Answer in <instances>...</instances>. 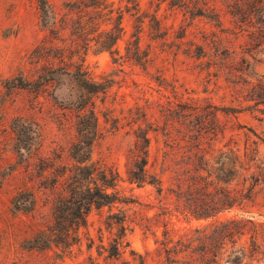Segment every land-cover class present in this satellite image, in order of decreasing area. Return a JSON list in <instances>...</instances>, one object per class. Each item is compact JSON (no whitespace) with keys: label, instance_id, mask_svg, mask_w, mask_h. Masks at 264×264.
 I'll list each match as a JSON object with an SVG mask.
<instances>
[{"label":"rangeland","instance_id":"1","mask_svg":"<svg viewBox=\"0 0 264 264\" xmlns=\"http://www.w3.org/2000/svg\"><path fill=\"white\" fill-rule=\"evenodd\" d=\"M47 1L49 11L44 14L40 0H0V264H129L99 254L101 233L109 246L116 230H107L108 207L94 208L88 225L70 237L67 224L58 226L56 220V203L69 196L68 179L76 164L72 145L78 140L77 105L84 97L73 72L82 66L98 80H115L107 95L94 96L95 108L88 105L99 118L92 158L113 165L126 179L141 111L154 126H163L168 117L162 111L168 106L184 103L202 111L212 105L216 119L198 115L193 124L206 118L218 125L217 135L207 132L203 138V146L213 154L235 141L243 144V132H261L264 112L248 109L244 80L249 77L241 69L250 62L249 70L264 77V49L222 33L213 47L203 33L219 32L214 23L196 18L189 24L191 19L167 2L138 0L144 17L141 57L147 64L138 63L128 57L141 24L134 10H128L130 0H106L108 8L100 12L90 6L93 0ZM119 10L124 13V33L112 53L98 41L108 39L106 31L117 25ZM154 15L166 36L157 37ZM222 17L224 27H233L228 16ZM198 45H205L206 56H195ZM107 113L118 118V125L106 120ZM175 125V133L184 130L181 123ZM150 137L151 159L161 160L169 149L166 137L162 129L151 131ZM163 179L162 194L153 185L136 188L144 205L125 206L131 222L124 259L133 264L139 255L157 264L166 225L179 237L209 224L186 217L175 195L177 180L169 173ZM132 186L126 180L120 189L129 195ZM142 214L148 217L143 220L147 227L139 224Z\"/></svg>","mask_w":264,"mask_h":264},{"label":"trees","instance_id":"2","mask_svg":"<svg viewBox=\"0 0 264 264\" xmlns=\"http://www.w3.org/2000/svg\"><path fill=\"white\" fill-rule=\"evenodd\" d=\"M162 2H167L172 9L180 10L185 19H191L189 24H193L196 18H205L219 27V32L203 33L204 40H210L206 42L208 45L212 44L214 47L215 41L220 37L219 33H222L246 38L251 47L264 49V0ZM130 3L128 10H134L133 14L137 15L141 24L128 47V57L147 64V60H142L143 50L140 44L144 17L139 14L141 8L138 0H130ZM105 4L106 0H93L90 6L100 12L108 8ZM39 5L42 13L49 11L47 0H40ZM109 11L112 13L113 9ZM118 12L117 25L106 31L108 39L98 41L102 49L112 53L117 51L114 46L124 33V13L122 10ZM222 15L228 16L233 27L223 26ZM154 19L157 21L154 27L157 37L162 34L166 36L156 15ZM198 49L195 56L202 58L207 55L205 45H198ZM249 68L250 62L241 69L249 77L244 80L248 84L245 94L248 109L264 112V77L256 75ZM73 76L84 91V97H80L81 101L77 105L78 140L72 145L76 164L68 179L69 196L58 200L55 205L58 226L62 227L65 222L69 237L72 232H79L82 226L88 225V216L94 208L108 207L107 230L111 233L115 228L116 230L109 246L104 242V233H101L99 254L133 264L124 259L125 249L130 245L127 232L131 222L125 206L144 205L140 195L135 192L136 188L153 185L162 194L163 177L169 173L177 180L175 195L179 205H182L181 212L190 220L209 221V224L195 227L179 237L166 225L164 238L160 240L162 246L157 264H264V125L261 132L254 131L253 135L243 132V144L235 141L234 146L219 149L217 154H213L203 146V138L207 132L217 135L218 125L206 118L199 121L197 119L193 124V117L198 115H213V119H216L217 113L212 105L202 111H199L198 106L184 103H177L176 107L168 106L162 111L168 117L163 126H154L148 120V113L141 111L140 117L135 120L136 140L128 156L127 178L124 179L113 165L92 158V145L99 131V118L94 109L93 98L100 93L107 95L115 80H98L82 66L73 72ZM89 103L94 108L88 109ZM227 110L241 111L239 107H228ZM110 118L116 120L118 125V118L107 113L106 120ZM184 118L185 121H181ZM260 120L264 123V119ZM176 121L184 125V130L181 128L176 133L173 131ZM161 129L166 137L165 146L169 149L163 151L161 160L156 158L152 161L150 132H159ZM16 133H19L17 129ZM126 180L133 185L129 195L120 189L122 182ZM114 208L118 210L115 211ZM230 212L234 214L220 218ZM147 218V215L142 214L139 224L144 225L143 220ZM93 245L94 243L89 244V248L92 249ZM134 264L150 263L144 255H139V259H134Z\"/></svg>","mask_w":264,"mask_h":264}]
</instances>
